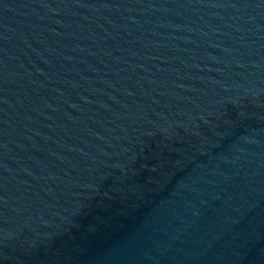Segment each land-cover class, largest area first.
I'll use <instances>...</instances> for the list:
<instances>
[{
    "label": "water",
    "instance_id": "water-1",
    "mask_svg": "<svg viewBox=\"0 0 264 264\" xmlns=\"http://www.w3.org/2000/svg\"><path fill=\"white\" fill-rule=\"evenodd\" d=\"M0 264H264V0H0Z\"/></svg>",
    "mask_w": 264,
    "mask_h": 264
}]
</instances>
